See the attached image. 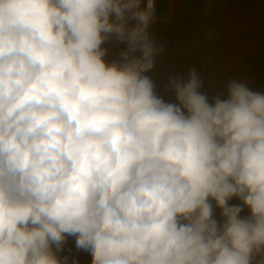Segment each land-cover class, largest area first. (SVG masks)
<instances>
[{
	"label": "clouds",
	"instance_id": "9594fccd",
	"mask_svg": "<svg viewBox=\"0 0 264 264\" xmlns=\"http://www.w3.org/2000/svg\"><path fill=\"white\" fill-rule=\"evenodd\" d=\"M141 3L0 0V264H60L65 235L92 264L264 253V94L231 81L210 104L193 70L165 103L143 75L161 50ZM113 35L122 64L104 60Z\"/></svg>",
	"mask_w": 264,
	"mask_h": 264
},
{
	"label": "crops",
	"instance_id": "0c3cea01",
	"mask_svg": "<svg viewBox=\"0 0 264 264\" xmlns=\"http://www.w3.org/2000/svg\"><path fill=\"white\" fill-rule=\"evenodd\" d=\"M146 0H142L141 9ZM155 12L147 29L156 49L153 67L146 75L154 84L155 94L165 103L179 104L173 79L187 82L195 70L209 103L214 98L228 97L231 81L245 84L250 90L264 94V0H154ZM134 26L136 21H129ZM106 63L124 62L122 53L128 51L127 41L113 35L105 41ZM138 51L131 56L139 57ZM213 219L218 227L225 223L222 209L209 199ZM229 206L242 207L241 218L251 215L241 202L229 199ZM52 251L60 264H92L90 250L78 248L76 237L65 235L59 249ZM264 253L255 256L252 264H260Z\"/></svg>",
	"mask_w": 264,
	"mask_h": 264
},
{
	"label": "built area",
	"instance_id": "2783aa9c",
	"mask_svg": "<svg viewBox=\"0 0 264 264\" xmlns=\"http://www.w3.org/2000/svg\"><path fill=\"white\" fill-rule=\"evenodd\" d=\"M146 3H147V0H146V2H145V8H146ZM154 12H155V7H154ZM234 200H235V202H241L242 200L240 199V198H238V197H234Z\"/></svg>",
	"mask_w": 264,
	"mask_h": 264
}]
</instances>
